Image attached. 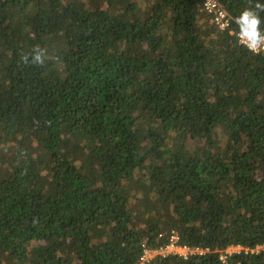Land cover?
Instances as JSON below:
<instances>
[{
	"label": "trees",
	"instance_id": "16d2710c",
	"mask_svg": "<svg viewBox=\"0 0 264 264\" xmlns=\"http://www.w3.org/2000/svg\"><path fill=\"white\" fill-rule=\"evenodd\" d=\"M202 4L0 0V264H264L220 259L264 246V55Z\"/></svg>",
	"mask_w": 264,
	"mask_h": 264
},
{
	"label": "built area",
	"instance_id": "2783aa9c",
	"mask_svg": "<svg viewBox=\"0 0 264 264\" xmlns=\"http://www.w3.org/2000/svg\"><path fill=\"white\" fill-rule=\"evenodd\" d=\"M202 11L207 15L211 16L210 21L221 31H228L232 28L233 17L226 11L219 0H203ZM259 54L264 55V50L259 52ZM233 249H238L239 251L233 252ZM263 246H259L256 249H244L240 246H231L224 250L220 254V259L226 263L227 257L235 253H241L242 251L255 253L263 250ZM210 252L209 249L192 248L186 245H180V237L177 233L172 232L167 245L158 248H147L145 249L142 257L138 264H149L152 260L158 257L166 258L171 255H178L185 260H188L191 256L203 255Z\"/></svg>",
	"mask_w": 264,
	"mask_h": 264
},
{
	"label": "clouds",
	"instance_id": "9594fccd",
	"mask_svg": "<svg viewBox=\"0 0 264 264\" xmlns=\"http://www.w3.org/2000/svg\"><path fill=\"white\" fill-rule=\"evenodd\" d=\"M260 12H264V4L257 2L254 8L245 9L238 17L233 19L236 24L237 43L248 51L259 54L264 50V31H261ZM31 55V63L42 65L44 63L45 52L42 49H34ZM25 63L29 62V56L21 57Z\"/></svg>",
	"mask_w": 264,
	"mask_h": 264
},
{
	"label": "rangeland",
	"instance_id": "374dc122",
	"mask_svg": "<svg viewBox=\"0 0 264 264\" xmlns=\"http://www.w3.org/2000/svg\"><path fill=\"white\" fill-rule=\"evenodd\" d=\"M264 247V246H263ZM233 252H237V251H239L238 249H233L232 250ZM223 251H221V253H222Z\"/></svg>",
	"mask_w": 264,
	"mask_h": 264
}]
</instances>
